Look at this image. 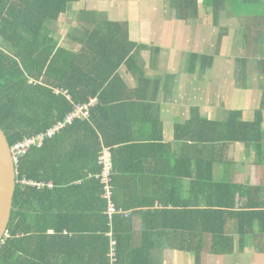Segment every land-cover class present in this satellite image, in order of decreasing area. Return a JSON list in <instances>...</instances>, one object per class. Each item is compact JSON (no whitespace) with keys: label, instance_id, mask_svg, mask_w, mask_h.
Listing matches in <instances>:
<instances>
[{"label":"trees","instance_id":"obj_1","mask_svg":"<svg viewBox=\"0 0 264 264\" xmlns=\"http://www.w3.org/2000/svg\"><path fill=\"white\" fill-rule=\"evenodd\" d=\"M80 1L0 0V128L10 146L47 134L64 124L76 106L96 100L90 106L89 118L66 124L53 137L46 138L40 148H32L20 158L13 214L8 234L0 245V264H130L121 254L116 231L120 210L114 201L113 155L121 152L122 155L140 154L144 158L149 152L172 151L171 145L164 143L125 144L132 138L124 137L123 130L132 132L134 120L128 114H125L126 123L114 117L128 108L146 110L141 114L148 112L158 103V95L150 96L148 90L153 85L161 86V81L152 82L142 69L137 89L141 95L135 101L132 97L116 96L117 92L127 89L119 70L122 66L133 68L137 64L138 44L131 41L127 23L108 21L91 29L83 26L81 38H75L82 44L78 52L64 49L45 32L49 24L58 22L62 14ZM162 5L170 8L173 18L185 25L203 21L205 9V24L212 28H219L222 16L228 11L227 0H163ZM231 5L237 17L243 7L257 11L253 28L247 31L248 27L242 26L236 45H231L226 55L236 63V88L258 94L256 118L246 122L241 111L230 110L220 121L194 115L184 125H176L175 140L181 142L177 157L182 150L184 159L179 161L188 172L192 167L190 156L202 157L205 168L211 170L214 164H223L229 146L234 143L254 146L259 154L264 150V0H231ZM215 36L217 47L213 53L187 52L191 73L197 71V63L205 72L212 68L216 56L221 57L229 31L220 27ZM249 44L255 48L249 49ZM154 51L158 56L162 50L155 48ZM146 124L154 127L160 122L149 118ZM142 125L144 129L145 124ZM104 148L110 150L113 162L112 201L118 213L112 220L104 186L96 178L102 172L99 157ZM210 176L204 181L206 208L173 209L174 221H179L173 223L174 233L187 232L194 237L195 225L202 220L204 224L199 226L198 234L213 236L216 253L233 252L234 235L240 236L242 249L246 239L249 236L254 239L256 234L262 238L258 243L263 246L264 189L217 182ZM197 181L198 178L194 184ZM245 197L249 201L239 208V201ZM101 217L109 231L104 253L95 251V244L99 242L95 239L69 237L75 222ZM65 231L68 233L64 235ZM113 239L115 256L111 258ZM201 241L197 264L201 262ZM89 244L92 250L85 255L81 249L88 251Z\"/></svg>","mask_w":264,"mask_h":264},{"label":"crops","instance_id":"obj_2","mask_svg":"<svg viewBox=\"0 0 264 264\" xmlns=\"http://www.w3.org/2000/svg\"><path fill=\"white\" fill-rule=\"evenodd\" d=\"M113 1L81 0L62 14L58 22L49 24L45 32L64 49L78 52L82 44L75 38H81L83 26L91 29L97 25L103 26L108 21L127 23L131 41L138 44L137 64L133 68L122 66L119 70V75L126 83L127 89L117 92L116 96L132 97L135 101V97L141 95L137 89L142 69L146 77L152 79V82L161 81L160 88L153 85L148 90L150 96L158 95V103L151 110L141 114L146 110L128 108L114 116L121 123H126L125 114L134 120L132 132L123 130L122 135L133 140H128L125 144L164 143L170 144L172 149L171 153L165 154L149 152L144 154V158L140 154L122 155L121 152L113 155L114 201L120 210L117 215L116 231L121 241L122 256L127 258L130 264H197L198 242L202 240L199 264H230V258L245 257L251 251L257 257H264V245H259L258 242L262 238L258 234L255 240L249 236L243 249L240 236L234 235L233 252L216 253L213 250V236L198 234V230L204 224L202 220L197 221L195 225L197 230L195 236L192 237L187 232L175 231L177 233H174L173 223H179V221H174L172 214L173 209L206 208L204 181L209 179L210 175L217 182L226 181L239 186L253 185L264 189V150L259 154L254 146L244 143L231 144L223 164H214L211 170L205 168L202 157L194 154L195 158L191 156L188 158L192 160V167L188 172V169H182L179 161L180 159L182 162L184 159L181 157L182 150L178 157L176 153L181 142L175 140V126L184 125L194 115H199L202 119L220 121L225 118L227 111L237 110L242 112L243 121H254L257 113V92L254 94L244 89H237L233 79L235 67L230 70L223 63L225 72L221 74L223 67L218 56L214 59L212 68L203 72L200 64L197 63V71L191 73L188 69L187 52L181 51L180 43L164 41L154 35H145L144 33L150 31L160 32L162 26L172 28L171 26L181 22L173 18L170 8L162 7L163 0H154L161 3L162 8L149 9L148 14L144 15V20L140 18L142 12L136 6L129 9V4L132 6L131 2L137 0ZM120 1L127 2V4L116 3ZM158 13L163 14L161 20L158 19ZM205 13L202 18L206 17ZM256 16L257 14L255 16L245 15L247 31L253 28L252 22ZM158 20L162 21L163 25H160ZM201 23L205 24V20L203 19ZM133 29L136 38H134ZM230 37L231 34L225 39H230ZM255 45L261 48L258 44ZM249 47L255 48L252 44H249ZM155 48L162 50L158 56L154 51ZM184 58H187V63H183ZM193 74L198 75H195L197 78L192 77ZM253 102L256 107L253 106ZM91 103H96V100H92ZM149 118L157 119L161 126L147 125L146 121ZM142 123L145 124L144 129H142ZM147 136L149 138H146ZM213 156L212 159H214ZM197 178L198 181L194 184ZM247 201H249L247 197L241 199L239 208H243L242 206H245ZM70 207L73 206L70 205ZM73 227L74 231L69 237L95 239L99 241L95 244V251L100 250L102 253L106 251L105 239L109 231L107 232V224L103 217L85 220L81 223L75 222ZM53 233L56 236V232ZM67 233L65 231L64 235ZM92 247V244H89L88 251H85L83 247L81 252L85 255L89 254V249L92 250ZM53 248H56L55 242H53ZM55 252L54 249L53 253Z\"/></svg>","mask_w":264,"mask_h":264},{"label":"rangeland","instance_id":"obj_3","mask_svg":"<svg viewBox=\"0 0 264 264\" xmlns=\"http://www.w3.org/2000/svg\"><path fill=\"white\" fill-rule=\"evenodd\" d=\"M117 0H114L115 2ZM147 1V2H146ZM112 2V3H113ZM120 3L119 5L127 4V2L120 1L116 2ZM132 6L129 4V9H133V6H136L139 11H141L140 18L142 20L145 19L144 15H147L148 12L155 7H160L159 2H156L154 0H137L131 2ZM228 8L227 12L222 16V21L219 26V28L223 27L226 28L229 31V34H231V37L229 40H227V43H223V47L221 48V57L218 58L219 62H221L222 67L221 68V74L225 72V68L223 63L232 70L236 63L234 59L228 58L226 55L228 54L229 48L236 45V42L239 38V30L240 28L245 27L246 25V16H255L257 14L256 9L253 7H250L247 9V7H243V10L239 14V17L235 16L234 14V8L231 5V0H227ZM150 9V10H149ZM138 11V10H137ZM205 12V9L202 11V16ZM163 17V14L158 13V19L161 20ZM204 20L207 18L204 17ZM158 23L160 25H163L162 21H159ZM172 28H167L165 26H162L160 28V32H146L145 35H154L157 38L163 39L164 41H173V43H180L181 51H192V52H207V53H213L215 48L217 47L216 41L213 40V38H216L215 35L219 33V28H212L210 25L203 23H196V25H185L182 22H177L175 25L171 26ZM147 28V27H146ZM151 28V27H148ZM203 28V29H202ZM168 29V31L166 30ZM207 29V30H206ZM166 30V31H165ZM205 30V31H203ZM209 30V31H208ZM172 31V32H171ZM134 32V29H133ZM205 34V36H204ZM134 38H136V34L134 32ZM201 40V41H200ZM203 40V41H202ZM225 44H227L225 46ZM225 46V47H224ZM249 49H251L249 47ZM246 50V49H245ZM245 50L242 51V54L245 53ZM248 51V50H247ZM179 52V51H178ZM225 54V55H224ZM183 63H187V58L183 59ZM196 74H193L192 77H194ZM201 75V74H200ZM190 76V75H189ZM198 76V75H196ZM195 76V77H196ZM235 74L233 75V79H235ZM197 78V77H196ZM191 79V78H189ZM253 106L256 107L255 102H253ZM230 264H264V257H257L254 255V253L251 251L246 254L245 257H238V258H230Z\"/></svg>","mask_w":264,"mask_h":264},{"label":"built area","instance_id":"obj_4","mask_svg":"<svg viewBox=\"0 0 264 264\" xmlns=\"http://www.w3.org/2000/svg\"><path fill=\"white\" fill-rule=\"evenodd\" d=\"M91 104H85V105H79L75 107V110L66 118V121L64 124H59L54 129L47 132L45 135H38L31 138H26L22 142L17 143L14 147H11L12 156L14 159V162L16 166L19 163V160L21 157H23L25 154H27L32 148H40L43 145V142L46 138L53 137L56 132H58L61 128H63L66 124H70L75 119H87L90 116V106ZM99 163L103 167L102 172L100 175H97V178L101 181L102 185L104 186V198L108 200V215L109 218L112 220L113 217L118 213V211L115 208V205L112 201V188H111V180H112V170H113V162H112V156L110 154V150L107 148H104L100 157H99ZM36 185V184H33ZM112 236V235H111ZM115 242L113 239L112 242V250L110 253V257L112 258L115 256V250H114Z\"/></svg>","mask_w":264,"mask_h":264},{"label":"water","instance_id":"obj_5","mask_svg":"<svg viewBox=\"0 0 264 264\" xmlns=\"http://www.w3.org/2000/svg\"><path fill=\"white\" fill-rule=\"evenodd\" d=\"M17 187V166L11 146L0 128V245L7 236Z\"/></svg>","mask_w":264,"mask_h":264}]
</instances>
